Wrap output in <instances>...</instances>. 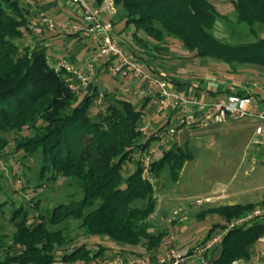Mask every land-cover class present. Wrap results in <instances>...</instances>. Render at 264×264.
I'll use <instances>...</instances> for the list:
<instances>
[{"label": "trees", "instance_id": "1", "mask_svg": "<svg viewBox=\"0 0 264 264\" xmlns=\"http://www.w3.org/2000/svg\"><path fill=\"white\" fill-rule=\"evenodd\" d=\"M102 2L96 0V6ZM112 3L123 11L120 18L124 19V29L134 25L135 41L139 32L157 42L174 38L194 57L223 63L227 73H234L235 67L241 65L264 69V37L256 39V30L264 29V0L232 1L235 24L244 25L255 39L234 44L214 36L212 31L219 14L209 0H112ZM27 5L26 0L21 3L0 0V161H8L11 142L16 152L24 154L23 158L39 151L38 182L23 192L40 194L44 191L43 184L51 186L59 178L75 190L64 196L69 202H57L41 211L40 199L22 197L30 210L25 211L21 206L8 218L15 228L11 238L18 251L3 250L0 244V264H72L98 256H91L84 245L68 247L69 239L56 227L70 219L79 221L88 236L106 237L122 246L116 253H134L133 249L141 242L147 252L156 253L161 248L163 235L148 231L147 221L157 203L150 177L157 179L166 170L169 181L176 183L192 153L175 144L162 148L158 157L153 155L145 177L141 157L157 140L153 132L147 136L139 132L150 102L141 100L135 106L132 101L117 96L118 88L101 93L96 86L101 72L86 90L78 94L71 92L63 73L55 72L48 64L42 41L32 47L16 44L26 33L33 35L28 27L31 9ZM111 22L114 27L112 18ZM78 36L79 33L65 34L66 38ZM126 52L143 61L154 75L177 83L154 70L151 61L132 48ZM100 94L102 106L96 105ZM28 131L34 132L33 135H23ZM3 134L11 137L6 139ZM136 156L141 157L135 159ZM131 164L135 169L124 175ZM2 177L4 174L0 172ZM76 193L81 194L80 200L73 199ZM136 203L141 205L135 206ZM4 206L5 202L0 203V214ZM260 207H264V201L211 206L198 217L207 212L216 213L222 219L218 225L221 231L227 223ZM214 230L210 229L200 243ZM262 237L264 224L253 223L227 231L218 247L210 252L219 249V254L209 258V263L250 261L253 248Z\"/></svg>", "mask_w": 264, "mask_h": 264}, {"label": "rangeland", "instance_id": "2", "mask_svg": "<svg viewBox=\"0 0 264 264\" xmlns=\"http://www.w3.org/2000/svg\"><path fill=\"white\" fill-rule=\"evenodd\" d=\"M22 1L19 0L20 3ZM86 1L94 4L95 0ZM104 1L102 6H99L103 7ZM232 1L209 0L219 14L212 31L214 36L218 40L231 44L255 40L244 25L235 24L236 14ZM122 13L121 7H115L114 15L105 14L104 19L112 18L115 21L114 29L118 32L117 37L123 43V49L132 48L138 55L151 61L154 70L168 78L187 84L220 82V84L218 83L220 87L227 85L232 88L236 86L246 92L264 91V69L261 67L241 65L235 67L234 73H227V67L223 63L213 59L194 57L193 53L184 49L174 38H165L164 41L157 42L139 32L135 41L132 37L135 27L131 24L124 29V19L120 18ZM80 25L82 26V23ZM261 37H264V29H257L256 39ZM32 41V36L26 33L22 40L16 41V44L18 46L28 45ZM77 43H80V48L83 49L89 44V41L86 38H81L78 41L75 38H70L68 42H63L62 39L46 42L44 46L48 64L54 65L53 52L56 50L59 52V57L56 58H60L62 55L66 56L65 53L71 51ZM76 52L74 53L75 57L79 58ZM96 86L101 90V93L117 88L120 92L122 89V85H119L118 81L116 82L107 73L98 78ZM117 96L132 101L135 106L141 103L139 98L136 99L133 96H124L120 93ZM146 109V117L150 118L153 104H148ZM165 120L166 118L163 117L159 122L164 123ZM258 124L257 120L246 117L206 128L182 129L170 137L172 144L191 152L192 159L183 164L176 183L169 181L166 170L157 179L150 177L157 203L154 213L147 221L149 223L148 231L154 235H163L161 248L157 249L156 253L168 249L182 252L185 249L193 248L203 240L210 229H215L212 233H216L218 225L222 224V219L216 213L207 212L203 217H198L199 213L211 206L264 201V141L257 146L249 145L251 134ZM33 133L28 131L23 135H33ZM3 136L6 139L11 137L6 134ZM157 143L153 141L150 148L155 147ZM159 150H162L161 146ZM8 152V161H0V172L4 174V177L0 178V203H6L2 214H0V235L2 237L0 244L3 250L10 249L9 251L16 253L18 249L13 247L11 238L15 228L8 218L12 216V212L16 208L21 206L25 211L30 210L29 204L25 203L24 198L37 197L40 199L38 208L41 211L57 202H69L70 199L64 196L69 195L75 189L68 188L67 181L59 178L51 186L43 184L44 191L40 194L30 191L23 192V189L28 190L38 182L41 153L37 151L31 157L23 158L24 154L21 151L14 150L13 142L9 144ZM160 153L157 152L156 157ZM140 157L136 156L135 159H140ZM134 169L133 164L128 165L124 175ZM145 177H148L147 173ZM73 199L80 200L81 194L76 193ZM140 205L141 203H136L135 206ZM79 223V221L70 219L56 228L62 229L65 237L69 239V248L84 245L91 256L93 254H98V256L87 262L78 261L72 264H108L109 260L107 259L113 256L115 251L123 248L112 243L106 237L88 236ZM133 251L149 253L143 242ZM1 252L0 250V257L2 256ZM218 254L219 249L208 255L204 264H210L209 258H214Z\"/></svg>", "mask_w": 264, "mask_h": 264}, {"label": "built area", "instance_id": "3", "mask_svg": "<svg viewBox=\"0 0 264 264\" xmlns=\"http://www.w3.org/2000/svg\"><path fill=\"white\" fill-rule=\"evenodd\" d=\"M79 10L82 26L71 24L69 20L55 22L49 15L39 9L35 0H26L31 9L28 27L31 33L40 38L44 33H82L89 41V50L83 58L82 66L76 67L69 59H58L52 68L63 73L64 82L71 92L78 94L86 90L89 82L98 72L109 74L122 83L121 95L133 96L139 100H148L153 104L150 118H143L139 132L147 136L156 135L155 147L148 149L141 157L146 174L153 155L164 148L170 137L182 129L206 128L231 120L253 118L259 122L249 145H259L264 141V99L251 95L227 94L223 98L206 101L199 91H176L167 79L154 75L145 63L126 52L114 32L111 19H104L105 14L114 15V4L105 0L104 6H96L86 0H69ZM125 83V84H123ZM102 94L96 105L102 106ZM165 117L164 123L159 121ZM168 123V124H167ZM18 185V182H16ZM264 218V207L256 208L247 215L232 220L226 227L212 233L204 242L193 248L176 252L168 249L158 253H114L108 264H183L187 259H199L204 264L211 251L216 249L227 231L250 226L257 219ZM207 255V256H206ZM249 264H264V249L253 250Z\"/></svg>", "mask_w": 264, "mask_h": 264}, {"label": "crops", "instance_id": "4", "mask_svg": "<svg viewBox=\"0 0 264 264\" xmlns=\"http://www.w3.org/2000/svg\"><path fill=\"white\" fill-rule=\"evenodd\" d=\"M37 5H39L38 7L40 8L41 11H43L46 15H49L55 22H63L65 20H69V22L71 24L81 26L80 25L81 21H80L79 10L76 7H74V5H72L69 2V0H37ZM92 5H96V0L94 1V4H92ZM68 33H70V32H68ZM65 34H67V32L63 33V32L57 31L54 34L44 33V35L40 38H36L34 35H31L33 41L31 42V44H28V45L30 47H32V46L36 45V43H38L39 41H42L40 43L45 45L46 42L48 43V41L51 42V41H56L59 39H62L63 42L64 41L68 42V40L70 38H68V37L66 38ZM81 38H86V37L82 33H79V36L75 39H77V41H78V40H81ZM88 49H89V45L85 46L82 49V47L80 48V43H77V45L74 46L71 49V51H69L68 53H65L66 56L61 54L62 56L60 58H56V57H59L58 56L59 52L56 50L55 52L52 53V58H53L54 63H55L58 59L66 57L76 67H81L82 62L84 60L83 58H85V56L88 52ZM75 51H77L76 55H78L79 58L75 57V54H74ZM169 79H171V78H169ZM176 82L177 83H172V85L176 91L187 92V91L195 89L203 95V97L206 101H210L213 98H217V99L223 98L227 94H236V95H248L249 94L251 96L256 97L257 99H264V91H262V90L261 91L257 90V92H246V91L240 90L236 86H233L232 88H229V86H227V85L225 87H220L219 86L220 82H207L205 84L204 83L187 84V83L178 82V81H176ZM225 83H229V82H225ZM119 85H122V83H119ZM225 123H227V122H225ZM225 123H222V124H225ZM252 134H254V131L252 132ZM252 134H251L250 139H252V137H253ZM168 141H169L168 144H166L167 146L165 145L164 148H168V147L174 145L171 142V138ZM229 205H234V204L230 203ZM254 223L255 224H264V218L257 219ZM200 242H198V243H200ZM258 249H264V237H262L255 244V246L253 248V250H258ZM183 264H199V259L190 258V259H187ZM233 264H249V261H238V262H235Z\"/></svg>", "mask_w": 264, "mask_h": 264}]
</instances>
